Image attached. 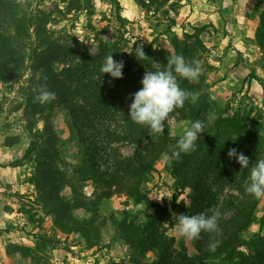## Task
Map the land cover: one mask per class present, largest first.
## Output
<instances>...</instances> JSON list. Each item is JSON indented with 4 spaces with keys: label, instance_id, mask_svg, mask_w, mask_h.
I'll return each instance as SVG.
<instances>
[{
    "label": "trees",
    "instance_id": "1",
    "mask_svg": "<svg viewBox=\"0 0 264 264\" xmlns=\"http://www.w3.org/2000/svg\"><path fill=\"white\" fill-rule=\"evenodd\" d=\"M84 1L91 7L90 1ZM59 2L63 9L54 3L48 12L34 13L28 11L23 0H0V84L15 81L26 62L31 61L32 70L39 77L35 91L26 97L25 109L29 116L40 115L43 120L42 129L34 132L23 157L10 167L34 163L27 182L34 187L36 202L44 215L52 217L53 226L61 233L83 239L88 247L95 246L103 232H111L127 245L131 264H264V234L259 231L243 238L251 226L264 227L263 215L258 217L263 198L255 199L245 192L250 167L257 159L264 158V111L254 113L250 108L226 117L219 114L210 101L211 85L202 67L197 81L178 78L179 86L190 96L183 107L170 114L163 133L151 134L128 118L126 107V103L132 102L131 95L140 89L145 71H157L147 61L144 50V57L138 55L142 70L130 72L129 59H123L119 60L124 64L122 78L105 79L108 74L103 75L100 67L104 58L112 54L111 50L101 46L96 55L76 61L74 50L60 43L50 26L53 14L65 17L71 12L87 10L84 2ZM116 4L120 9L118 1ZM259 6L260 3L254 9L258 11L255 42L264 56V7L259 9ZM183 37L182 42L173 41L176 55H183L188 61H201L198 53L204 51V46L198 35ZM113 49L121 54L118 45ZM42 87L54 92L55 98L43 104L36 101ZM54 104L68 116V141L74 145L77 160L72 166L73 179L68 177V162L60 153L61 140L52 132L50 114ZM209 113L215 114L212 123L206 119ZM174 116L190 124L200 120L204 127L196 150L169 162L163 159V154L181 137L172 135ZM117 140L136 145L131 157H122L110 147ZM18 143V138H5L3 146L10 148ZM232 148L248 157L249 169L242 171L235 158L229 160L227 152ZM162 159L175 185L188 190L189 205L172 201L168 209L165 202H151L142 192L141 182L155 171L156 163ZM85 182L92 188L91 199L83 193ZM225 190L228 192L223 193ZM114 192H125L134 204L144 205L150 213L146 220L136 225L125 217L101 218L98 205ZM77 211L88 212L89 216H78ZM213 212L218 214L217 231L202 232L195 239L191 254L183 243L176 247L174 238L166 234L164 225H176L179 214ZM43 220L29 216L28 223L40 228ZM31 235L36 240L34 245L7 247V256L16 264H40L39 254L44 246L38 245V234ZM216 241L218 246L210 251L209 244ZM242 246L246 252L239 250ZM149 254L153 259L143 263Z\"/></svg>",
    "mask_w": 264,
    "mask_h": 264
},
{
    "label": "rangeland",
    "instance_id": "2",
    "mask_svg": "<svg viewBox=\"0 0 264 264\" xmlns=\"http://www.w3.org/2000/svg\"><path fill=\"white\" fill-rule=\"evenodd\" d=\"M82 1L87 10L71 12L65 17L53 14L54 21L50 24L60 43L74 50L76 61L96 55L101 46H105L115 54L114 60L129 59V71L137 72L143 69L136 51L139 46L144 50L151 67L163 70L169 57L176 55L173 41L176 39L182 42L183 35L197 34L204 46V51L198 53V56L201 57L207 82L211 85L210 101L219 114L226 117L238 110L248 111L250 108L254 109V113L264 111V56L257 54L258 50L254 49L256 43L249 35L246 34L241 44L248 55L246 65H239L245 58L240 50L234 48L235 42L231 45L230 40H226L228 32L225 27L200 23L199 19L187 20L189 16L187 10L181 8V0H156L154 3L149 0H87L91 7ZM250 2L254 9L258 3L259 9L264 7V0ZM54 3L63 9L59 0H23L28 11L34 13L48 12ZM251 16L255 19L252 24L255 35L258 11L253 10ZM217 42L224 48H218L215 45ZM117 45L121 54H116L113 49ZM214 48H218L219 52H215ZM31 64V61L26 62L25 69L15 81L0 84V216L11 211L18 214L13 224H1L0 221V264H16L7 256V247L13 244L34 245L36 240L31 234H38V245L44 246L39 254L40 264L46 261L50 264H131L127 245L114 238L111 232H103L95 246L88 247L83 239L63 234L56 229L52 217L45 216L41 205L36 202L34 187L27 182L33 174L34 163L10 167L11 163L23 157L34 132L42 129L43 125L40 115L29 116L25 109L26 97L35 91L39 77L38 72L32 70ZM109 78L105 76V79ZM126 105L129 109L130 103ZM50 115L52 132L61 140L58 142L60 153L68 162V177L73 179L72 166L77 160L74 145L68 141V116L58 104L53 105ZM171 120L174 136H182L184 129L191 125L188 121L178 120L177 116ZM5 138H18L19 143L10 148L4 147ZM110 147L122 157H131L137 149L136 145L119 140L112 142ZM82 186L85 197L91 199L90 183H82ZM140 187L151 202H165L168 209L172 201L189 205L188 190L175 185L173 177L164 168L163 159L156 163L155 171L146 176ZM226 192L228 190L223 193ZM97 212L101 218L109 215L117 219L125 217L136 225L142 224L150 214L144 205L134 204L125 192H114L111 198L101 201ZM76 214L89 216L85 211H77ZM262 215L264 217V198L258 217ZM29 216L42 217V226L37 228L28 223ZM164 228L166 234L174 238L176 247L183 243L191 254L195 239L178 236L175 225H164ZM259 231L264 234V227L259 229L253 225L243 238L247 239ZM239 250L247 251L245 246ZM152 259L149 254L142 262H150Z\"/></svg>",
    "mask_w": 264,
    "mask_h": 264
},
{
    "label": "clouds",
    "instance_id": "3",
    "mask_svg": "<svg viewBox=\"0 0 264 264\" xmlns=\"http://www.w3.org/2000/svg\"><path fill=\"white\" fill-rule=\"evenodd\" d=\"M140 57H144L141 47H136ZM137 57V55H136ZM123 61H116L112 54L107 55L100 67V72L108 74L112 79L122 78ZM202 64L199 60H186L183 55L169 57L163 70L145 71L138 91L131 95L132 102L129 105L128 118L135 124L146 127L151 134L164 132L165 122L170 119V114L175 109L183 107L190 93L182 89L178 84V78L190 82L197 81L202 73ZM102 75V76H103ZM55 98V93L46 88H40L35 100L47 103ZM208 123L215 120V114L209 113L206 117ZM204 124L200 120L191 123L184 129L182 136L169 151L163 154L165 161L178 160L181 154H188L196 150L197 141L203 132ZM229 160L235 158L241 166V170L249 169V159L242 152L237 153L235 148L227 152ZM245 192L255 199L264 198V158L257 159L249 169L248 179L245 182ZM177 235L194 240L200 237L202 232L213 233L218 229V214L206 215H177L175 225ZM219 241L209 244V250L215 251Z\"/></svg>",
    "mask_w": 264,
    "mask_h": 264
},
{
    "label": "crops",
    "instance_id": "4",
    "mask_svg": "<svg viewBox=\"0 0 264 264\" xmlns=\"http://www.w3.org/2000/svg\"><path fill=\"white\" fill-rule=\"evenodd\" d=\"M172 1L170 0V2ZM180 4H182L181 8L183 10H187V15L189 16L187 20L199 19L200 23L224 26L228 32L226 40H230L231 45L232 42H235L234 48L240 50L242 57L245 58L239 65H246V56L248 55L244 51L243 46H241L242 41L245 40V36L247 35H249L251 40L255 41V35L252 30V24H254L255 19L251 16L254 7L250 0H181ZM248 29L250 30L247 31ZM215 45L218 48H224L218 42ZM218 48H214V51L217 53L219 52ZM254 49L258 50L257 54L262 55L260 48L256 44ZM17 218L18 214L11 211L6 214H1L0 221L1 224L5 222L13 224Z\"/></svg>",
    "mask_w": 264,
    "mask_h": 264
}]
</instances>
